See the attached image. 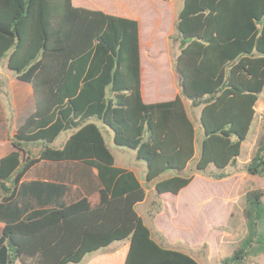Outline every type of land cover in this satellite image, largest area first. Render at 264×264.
Instances as JSON below:
<instances>
[{"label": "trees", "instance_id": "1", "mask_svg": "<svg viewBox=\"0 0 264 264\" xmlns=\"http://www.w3.org/2000/svg\"><path fill=\"white\" fill-rule=\"evenodd\" d=\"M87 3L0 0V62L7 60L15 77L32 84L37 105L14 135V150L0 160V264H80L119 241H126L120 250L87 264H201L154 239L136 209L146 200L145 187L133 170L116 165L93 120L146 163L147 182L174 173L155 182L159 195L187 188L194 176L183 172L193 161L210 179L229 178L264 92V0H184L170 36L171 46L180 48L174 68L181 92L155 103L143 100L142 74L147 90L159 96L166 90L161 83L174 77L170 60L151 71L143 64L142 72L139 21ZM186 101L201 109L206 133L200 125L199 135ZM67 131L65 144L52 147ZM42 160L95 168L102 187L45 208L46 199L61 197L65 188L21 183ZM241 170L264 176V139ZM29 198L40 208L28 212ZM243 217L248 233L222 264L264 255V190L246 193Z\"/></svg>", "mask_w": 264, "mask_h": 264}, {"label": "rangeland", "instance_id": "2", "mask_svg": "<svg viewBox=\"0 0 264 264\" xmlns=\"http://www.w3.org/2000/svg\"><path fill=\"white\" fill-rule=\"evenodd\" d=\"M87 2V4L99 5L115 11V13L108 12L114 15L134 11L139 16L142 38L148 42L151 41L147 51L142 50V65L144 64L147 71H151L153 66L168 62L167 45L169 42H167L166 33L172 25L169 1L87 0ZM81 6L90 8L86 5ZM182 7L183 1H179V11ZM160 15L162 16L161 24H157ZM176 50L177 47L172 48L173 54ZM1 63L4 64L5 60ZM171 64L173 65L172 60ZM172 70L176 75L175 68ZM5 72H7L6 65ZM173 83V77L168 84L162 82L161 85L166 87V90L159 96L172 93L175 85ZM261 99H264V92ZM190 110L198 122L197 113L200 112V108L191 107ZM94 122L98 124L103 133L116 165L133 170L143 183L147 198L145 202L138 204L136 209L151 229L155 240L163 246L191 253L201 264H222L224 258L232 255L248 233L247 222L243 217L245 195L250 190H264V176H251L241 170L254 156L259 142L264 139V118L258 116L255 118L250 133L243 143L241 155L237 160L238 166L227 169V172L231 174L229 178L210 179L197 172L193 161L183 175L194 176V180L178 196L159 195L155 190V182L168 178L174 173L169 172L155 182H147L146 163L138 160L133 150L115 145L110 128L98 119ZM197 127L200 135L198 123ZM70 135V131L63 132L52 147H62ZM39 148L40 146L33 148V151L37 153ZM125 244L126 241L115 242L109 247L90 253L80 264H87L97 255L116 252ZM244 264H264V255L252 256Z\"/></svg>", "mask_w": 264, "mask_h": 264}, {"label": "crops", "instance_id": "3", "mask_svg": "<svg viewBox=\"0 0 264 264\" xmlns=\"http://www.w3.org/2000/svg\"><path fill=\"white\" fill-rule=\"evenodd\" d=\"M168 1L170 2L168 7L171 10V14H172V25L170 30L166 33V39L167 42H169V45H167V50L169 52L168 59L170 60V64L172 60L173 65L171 64V67L172 69H174V61L178 56V54L180 53V48L177 46V50L173 54L172 52L173 47L171 46L170 43V36L175 34L176 32L175 23L177 20L176 15L179 11L178 9L179 1L184 2V0H168ZM96 6L102 10H105V12L107 13L108 12L115 13V11L108 10L102 6L99 5ZM181 10L182 8L180 9V11ZM118 14L131 17L139 21V16L136 13H134V11L132 10ZM140 43H141V64H142L143 62L142 50L145 49L147 51L148 47L151 44H149L148 41L142 38L141 27H140ZM1 62H0V74H2V77H0V160L3 157L9 155L14 150L12 144V139L14 135L16 134L18 129L26 122V120L36 112L37 109L35 94L32 84L18 79L13 75V73L9 72L7 66V60H5L4 64ZM5 65L7 68V72H5ZM142 72H143V65H142ZM174 77H173V82H174L173 84L175 85L173 92L160 97L150 93L147 90L144 84L143 74H142L143 100L146 103H155V102L168 101L174 99L181 92L178 78L176 77V75H174ZM260 100L261 97L259 98L258 101ZM185 105L191 119L195 124V128L198 129L197 123L200 126L201 109L200 112L197 113L198 122H196L197 119L191 113L190 110L191 104L188 101H186ZM199 151H200V147L197 145L196 155L197 154L199 155ZM33 182L50 183L65 188L64 193L61 197L47 198L45 208H52L62 204L63 205L72 204L84 197L96 193L102 187L101 182L98 178L97 170L95 168L88 167L77 161L42 160L34 167H32L21 180V183H33ZM28 201H29L28 212L40 208L36 199L29 198ZM4 220H5L4 218L0 219V232H2V229L5 226Z\"/></svg>", "mask_w": 264, "mask_h": 264}, {"label": "built area", "instance_id": "4", "mask_svg": "<svg viewBox=\"0 0 264 264\" xmlns=\"http://www.w3.org/2000/svg\"><path fill=\"white\" fill-rule=\"evenodd\" d=\"M256 117L264 118V99L258 101L254 107Z\"/></svg>", "mask_w": 264, "mask_h": 264}, {"label": "water", "instance_id": "5", "mask_svg": "<svg viewBox=\"0 0 264 264\" xmlns=\"http://www.w3.org/2000/svg\"><path fill=\"white\" fill-rule=\"evenodd\" d=\"M8 71L11 72V73H14L13 70H11L9 67H8ZM200 125H201L204 133H206V128H205L204 124L202 122H200Z\"/></svg>", "mask_w": 264, "mask_h": 264}]
</instances>
